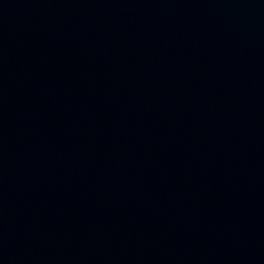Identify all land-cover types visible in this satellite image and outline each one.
<instances>
[{"label": "water", "instance_id": "water-1", "mask_svg": "<svg viewBox=\"0 0 264 264\" xmlns=\"http://www.w3.org/2000/svg\"><path fill=\"white\" fill-rule=\"evenodd\" d=\"M0 264H264V0H0Z\"/></svg>", "mask_w": 264, "mask_h": 264}]
</instances>
